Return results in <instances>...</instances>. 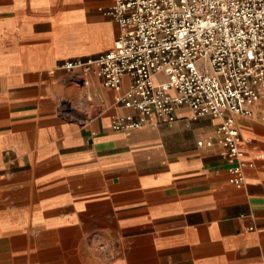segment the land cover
<instances>
[{"label":"crops","instance_id":"obj_1","mask_svg":"<svg viewBox=\"0 0 264 264\" xmlns=\"http://www.w3.org/2000/svg\"><path fill=\"white\" fill-rule=\"evenodd\" d=\"M111 0H0V264H264V89L234 114L241 184L219 117L141 116L93 70L112 47ZM200 141V143H198Z\"/></svg>","mask_w":264,"mask_h":264},{"label":"built area","instance_id":"obj_2","mask_svg":"<svg viewBox=\"0 0 264 264\" xmlns=\"http://www.w3.org/2000/svg\"><path fill=\"white\" fill-rule=\"evenodd\" d=\"M103 13L119 26L112 47L62 67L92 69L111 88L129 76L118 101L141 116L113 117L116 130L140 126L150 114L172 120L177 105L194 117H219L228 180L241 184L251 162L233 115H251L264 89V0H111Z\"/></svg>","mask_w":264,"mask_h":264}]
</instances>
